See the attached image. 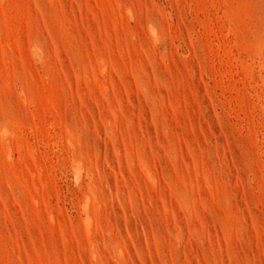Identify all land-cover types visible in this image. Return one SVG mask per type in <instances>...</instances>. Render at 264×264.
Segmentation results:
<instances>
[{"label":"rangeland","instance_id":"374dc122","mask_svg":"<svg viewBox=\"0 0 264 264\" xmlns=\"http://www.w3.org/2000/svg\"><path fill=\"white\" fill-rule=\"evenodd\" d=\"M0 264H264V0H0Z\"/></svg>","mask_w":264,"mask_h":264}]
</instances>
